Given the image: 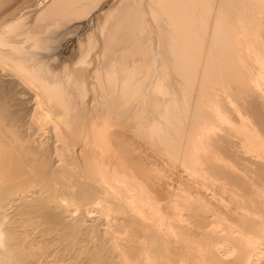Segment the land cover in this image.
I'll return each mask as SVG.
<instances>
[{
  "label": "bare ground",
  "instance_id": "6f19581e",
  "mask_svg": "<svg viewBox=\"0 0 264 264\" xmlns=\"http://www.w3.org/2000/svg\"><path fill=\"white\" fill-rule=\"evenodd\" d=\"M0 264H264V0H0Z\"/></svg>",
  "mask_w": 264,
  "mask_h": 264
},
{
  "label": "rangeland",
  "instance_id": "374dc122",
  "mask_svg": "<svg viewBox=\"0 0 264 264\" xmlns=\"http://www.w3.org/2000/svg\"><path fill=\"white\" fill-rule=\"evenodd\" d=\"M86 31H88V30L86 29V30L82 31L81 33H79V35H77V37L80 36L81 34H84V32H86Z\"/></svg>",
  "mask_w": 264,
  "mask_h": 264
}]
</instances>
